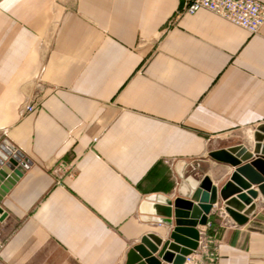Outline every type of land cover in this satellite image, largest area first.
<instances>
[{"label":"crops","instance_id":"obj_1","mask_svg":"<svg viewBox=\"0 0 264 264\" xmlns=\"http://www.w3.org/2000/svg\"><path fill=\"white\" fill-rule=\"evenodd\" d=\"M181 5L0 0V139L29 164L0 202V264H125L142 237L171 230L147 199L177 196L178 163L218 191L234 168L209 154L251 151L264 26L249 35ZM253 203L240 226L212 207L218 264H264V198Z\"/></svg>","mask_w":264,"mask_h":264},{"label":"water","instance_id":"obj_2","mask_svg":"<svg viewBox=\"0 0 264 264\" xmlns=\"http://www.w3.org/2000/svg\"><path fill=\"white\" fill-rule=\"evenodd\" d=\"M250 152L242 145L209 154L213 160L234 168L228 180L217 191L207 178L196 179L185 163H178L177 196L148 197L149 217L157 224L170 226L164 238L147 234L130 248L125 264H183L184 257L197 248L199 232L205 231L207 216L219 200L224 212L237 225H243L255 211L258 194L264 198V125L253 133ZM13 165V164H12ZM12 165L0 166V202L6 191L21 176ZM256 186V191L250 187ZM244 192V193H242ZM4 214L0 208V221Z\"/></svg>","mask_w":264,"mask_h":264},{"label":"built area","instance_id":"obj_3","mask_svg":"<svg viewBox=\"0 0 264 264\" xmlns=\"http://www.w3.org/2000/svg\"><path fill=\"white\" fill-rule=\"evenodd\" d=\"M181 12L193 14L205 10L235 25L249 35H257L264 26V5L256 0H181ZM35 105L24 106L23 112L31 113ZM13 164V165H12ZM12 165L21 174L29 167L28 161L8 140H0V166ZM55 175L66 173L67 167L59 162L52 171ZM219 216H222L219 213ZM207 229L210 225L206 224ZM212 238L206 232L199 233L197 248L184 257L183 264H218ZM1 247V242H0Z\"/></svg>","mask_w":264,"mask_h":264},{"label":"rangeland","instance_id":"obj_4","mask_svg":"<svg viewBox=\"0 0 264 264\" xmlns=\"http://www.w3.org/2000/svg\"><path fill=\"white\" fill-rule=\"evenodd\" d=\"M35 105V107H36V100L35 99H33L32 101H30V103L28 104V105ZM4 138H2V139H0V140H3Z\"/></svg>","mask_w":264,"mask_h":264}]
</instances>
